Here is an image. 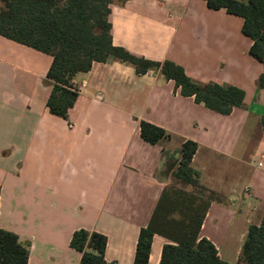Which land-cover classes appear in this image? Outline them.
I'll use <instances>...</instances> for the list:
<instances>
[{
    "label": "crops",
    "instance_id": "obj_1",
    "mask_svg": "<svg viewBox=\"0 0 264 264\" xmlns=\"http://www.w3.org/2000/svg\"><path fill=\"white\" fill-rule=\"evenodd\" d=\"M114 46L171 61L199 84L241 89L228 115L179 94L159 69L138 74L113 57L71 80L77 97L67 119L49 113L51 57L0 36V229L27 249V264H81L69 245L83 229L106 238L104 259L133 264L138 233L163 189L180 185L167 165L181 143H196L190 167L215 193L199 228L218 257L238 261L248 227L264 216V65L249 53L242 18L204 0H113ZM169 137L149 144L139 122ZM167 239L154 234L147 264H159Z\"/></svg>",
    "mask_w": 264,
    "mask_h": 264
},
{
    "label": "trees",
    "instance_id": "obj_2",
    "mask_svg": "<svg viewBox=\"0 0 264 264\" xmlns=\"http://www.w3.org/2000/svg\"><path fill=\"white\" fill-rule=\"evenodd\" d=\"M208 8L224 10L242 18L241 32L251 40L249 55L264 65V0H204ZM113 0H0V36L33 48L51 57L46 73L50 92L46 107L50 114L67 119L77 97L71 80L79 71H87L93 62L113 57L135 67L138 74L159 69L174 82L179 94L193 97L195 103L222 115L242 107L243 91L217 83L199 84L189 78L182 67L165 60H145L111 41L109 22ZM264 88V72L256 80ZM264 130V115L260 117ZM140 138L158 144L169 137L162 128L139 122ZM197 145L181 143L180 159H170L167 171L182 187L163 189L147 225L137 237L133 264H147L151 240L158 234L167 243L162 246L159 264H230L222 261L213 244L199 237V228L215 193L198 182L190 161ZM69 245L80 253L81 264H113L104 259L106 238L83 229L72 233ZM27 249L12 232L0 229V264H27ZM235 264H264V216L258 225L248 227Z\"/></svg>",
    "mask_w": 264,
    "mask_h": 264
},
{
    "label": "rangeland",
    "instance_id": "obj_3",
    "mask_svg": "<svg viewBox=\"0 0 264 264\" xmlns=\"http://www.w3.org/2000/svg\"><path fill=\"white\" fill-rule=\"evenodd\" d=\"M171 186H175V187H178V185H175V184H173V185L171 184Z\"/></svg>",
    "mask_w": 264,
    "mask_h": 264
}]
</instances>
